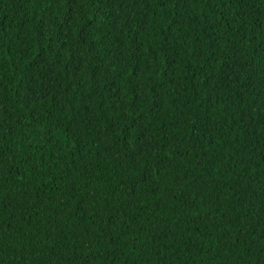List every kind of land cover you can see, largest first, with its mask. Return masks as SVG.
<instances>
[{
	"label": "trees",
	"instance_id": "obj_1",
	"mask_svg": "<svg viewBox=\"0 0 264 264\" xmlns=\"http://www.w3.org/2000/svg\"><path fill=\"white\" fill-rule=\"evenodd\" d=\"M0 264H264V0H0Z\"/></svg>",
	"mask_w": 264,
	"mask_h": 264
}]
</instances>
